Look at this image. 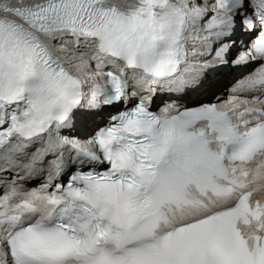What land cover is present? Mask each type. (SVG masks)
<instances>
[{"label":"snow or ice","instance_id":"snow-or-ice-1","mask_svg":"<svg viewBox=\"0 0 264 264\" xmlns=\"http://www.w3.org/2000/svg\"><path fill=\"white\" fill-rule=\"evenodd\" d=\"M250 61L224 107L180 103ZM261 96L264 0H0V264H264Z\"/></svg>","mask_w":264,"mask_h":264},{"label":"bare ground","instance_id":"bare-ground-1","mask_svg":"<svg viewBox=\"0 0 264 264\" xmlns=\"http://www.w3.org/2000/svg\"><path fill=\"white\" fill-rule=\"evenodd\" d=\"M241 33H243V30L238 29L236 34H235L236 39H237V36L240 35ZM190 47H191V45H190ZM193 48L194 47H192L191 53L193 51ZM237 51H238V46H237V44H235V47H233L231 53L229 54V58L230 59L235 58V56L237 55V53H236ZM188 62L191 64H195L196 60H195V58H193V56H190L188 58ZM253 63H258V62L250 61L247 64H242L239 66H232L230 64V67L227 71H225V72H218L217 71L214 74L213 91L219 92L223 88L226 89L229 86L233 85V80L236 78L244 77L243 75H245V73L248 71L249 66ZM129 87H133L134 89H136L137 93H140L142 95H145V94L149 95L148 93H144L141 89L136 88V86L133 83H131L130 81H129ZM85 91L87 92V89H85ZM157 93L159 94L158 99L162 103V105H165L167 102H170V100H172V99H177L176 96L170 97L167 93H164V92L158 91ZM211 95H212L211 93H208V94H196V93H194V95H192V93H189V94L180 98V103H182V104L186 103L188 106H190V105L194 104L195 102H207V101L211 100V97H210ZM132 99H130L128 101V103H130L132 101ZM123 104L124 103L121 102L120 104H117L114 106H105V111H110L112 109H115V108L123 105ZM103 117H104L103 120H105V118H106L105 114H103ZM103 120H101L100 118L97 119V122L95 124L91 125L87 129H84V128L80 127L79 125L75 128H72V129H63L61 134L64 136H69V137H72V136L78 137L79 135H81L82 132L92 131V129H94L98 125L102 124ZM39 146H40L39 143H37L36 145L33 146V149H30V151L34 150L35 147H39ZM69 154H70V150L65 149L64 158L67 159ZM53 159H54L53 156H49L48 159L45 161V163L42 165V167L47 168L48 163L50 161H52ZM69 167L71 168L73 166L70 164ZM37 183H38V181L34 180V181L29 182L27 186L29 188L35 187V186H37ZM0 194H2V189H0Z\"/></svg>","mask_w":264,"mask_h":264}]
</instances>
